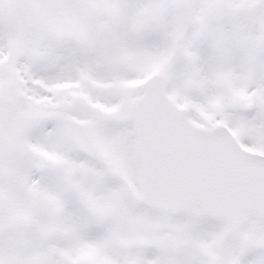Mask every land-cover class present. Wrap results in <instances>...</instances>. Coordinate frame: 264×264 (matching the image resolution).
<instances>
[{"label":"snow or ice","instance_id":"snow-or-ice-1","mask_svg":"<svg viewBox=\"0 0 264 264\" xmlns=\"http://www.w3.org/2000/svg\"><path fill=\"white\" fill-rule=\"evenodd\" d=\"M0 264H264V0H0Z\"/></svg>","mask_w":264,"mask_h":264}]
</instances>
